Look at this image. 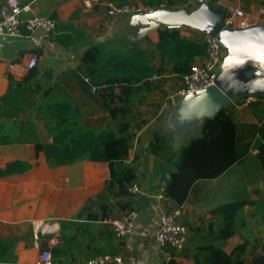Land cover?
<instances>
[{
  "label": "crops",
  "instance_id": "obj_1",
  "mask_svg": "<svg viewBox=\"0 0 264 264\" xmlns=\"http://www.w3.org/2000/svg\"><path fill=\"white\" fill-rule=\"evenodd\" d=\"M19 2L23 19L52 18L57 26L65 27L61 33L68 41L60 44L42 39L35 46L34 39L41 33L34 31L6 38L0 48V170L14 162L30 166L25 172L0 178V240L12 244L11 259L0 264H38L43 241L51 253L50 264H84L101 256L132 259L135 264H165L170 257L156 243L155 234L161 216L174 210L178 211L177 222L187 228L184 249L174 256L176 262L193 264L196 252L208 246L230 254L240 243L246 245L245 264L264 255V156L259 157L255 146L216 178L193 180L182 204L158 196L176 170L181 149L201 136L204 120L218 111L202 105L185 120L189 97L177 95L180 76L154 51L161 28L176 29L181 39L202 45L207 24L194 18L200 6L182 0L175 8L110 18L105 11L112 0L97 4L86 0ZM210 3L241 9L247 27L264 23L256 16L260 0ZM129 43L154 53L152 64L162 72L151 78L158 89L132 107L136 113L133 142L124 165L135 175L127 187L135 185L140 193L119 195L117 184L110 191L105 189L109 179L105 162L80 160L49 166L34 145L52 142L58 120L65 130L100 132L114 126L101 106V97L86 88L81 59L93 45L110 50L126 48ZM32 57L36 66L31 70L36 75L26 82L31 71L26 65ZM202 57H195L192 63ZM229 58L223 48L220 65ZM239 98H230L219 110H228L238 125L241 148L257 141L255 129L261 121L248 107L237 104ZM132 210L137 213L132 232L116 239L111 223ZM225 224L231 225L233 234L224 239L218 231Z\"/></svg>",
  "mask_w": 264,
  "mask_h": 264
},
{
  "label": "trees",
  "instance_id": "obj_2",
  "mask_svg": "<svg viewBox=\"0 0 264 264\" xmlns=\"http://www.w3.org/2000/svg\"><path fill=\"white\" fill-rule=\"evenodd\" d=\"M129 0H112L116 5L127 3ZM146 5L175 8L182 0H139ZM64 26H57L47 40L60 44L68 40L61 31ZM154 51L160 61H169L172 72L181 76L188 72L195 57L204 54L203 45L181 39L176 29H158V42ZM154 53H147L133 43L126 48L105 50L101 45L87 48L81 59L83 76L88 92L94 88L93 94L101 97L104 112L114 121V126L100 132L75 129H60L62 123L58 120L57 130L49 144H35L36 152H42L49 166L67 165L75 161L89 160L105 162L109 171L106 191L117 184L119 195L127 194V184L135 179L134 170L124 165L129 150L132 148V121L136 117L132 107L142 104L152 95L158 86L151 78L161 74L162 70L155 69L152 64ZM36 75L31 70L24 81L31 80ZM256 101L248 105L253 115L261 121L255 129L257 141L238 147L240 138L237 135L238 125L228 110H219L213 117L203 122L201 136L191 139L182 149L172 172L170 181L166 184L165 195L178 205L185 202L193 180L200 178H216L226 172L233 164L240 162L253 145L258 150L259 157L264 156V103ZM263 155V156H261ZM261 163L264 168V158ZM25 162H14L4 170H0V178L22 173L29 169ZM225 224L218 234L221 238H229L233 233ZM63 227V225H62ZM62 229V228H61ZM47 242L40 243V250L47 249ZM170 259L165 264H180L174 260L173 249L163 247ZM246 245H236L230 254H226L213 246L200 248L193 257V264H245ZM12 257V244L0 240V261ZM252 264H264V255L252 259Z\"/></svg>",
  "mask_w": 264,
  "mask_h": 264
},
{
  "label": "built area",
  "instance_id": "obj_3",
  "mask_svg": "<svg viewBox=\"0 0 264 264\" xmlns=\"http://www.w3.org/2000/svg\"><path fill=\"white\" fill-rule=\"evenodd\" d=\"M90 4H97L99 0H86ZM212 0H193L197 6L209 3ZM164 5L158 7L146 5L143 2H127L121 5L110 3L105 11L106 16L112 17H127L133 14L144 12H152L164 8ZM23 8L19 0H4L0 6V48L3 47V40L6 38H20L31 35L34 31L41 33L39 39H34L35 46H40L42 39H47L54 32L56 22L54 19L44 16H35L29 19H23L21 13ZM256 16L259 20L264 21V0H260V5L257 8ZM222 27L226 29H245L248 22L245 20L244 12L241 9L234 7L232 4H227L224 8V14L221 19ZM170 28V27H169ZM25 30V32L23 31ZM204 47V54L201 60L197 63H192L187 73L180 76V88L177 95L184 97L188 94H193L214 85L216 74L221 63L222 46L216 39L208 34L204 35L201 41ZM36 66V59L31 58L26 67L31 70ZM88 82L87 78H84ZM95 89H91L94 93ZM262 99L264 103V95H245L240 97L238 105L248 107L249 104ZM127 193L135 195L140 193V190L135 185L127 187ZM165 195V187L160 189L159 198ZM178 211L174 210L165 213L161 216L158 222V228L155 234L156 243L160 247L173 249L175 253H179L184 249L185 237L187 228L179 224L176 220ZM137 219L136 211L126 213L120 219L114 220L111 223V231L116 239H121L131 233ZM51 253L49 250L41 251L38 264H50ZM84 264H135L132 259L123 260L119 256H101L96 259L86 261Z\"/></svg>",
  "mask_w": 264,
  "mask_h": 264
},
{
  "label": "water",
  "instance_id": "obj_4",
  "mask_svg": "<svg viewBox=\"0 0 264 264\" xmlns=\"http://www.w3.org/2000/svg\"><path fill=\"white\" fill-rule=\"evenodd\" d=\"M196 13L194 18L207 24L206 33L216 37L230 58L220 65L213 86L185 96L189 97L185 120L202 105L219 111L230 98L264 95V23L245 29L223 28L224 9L210 2L202 4Z\"/></svg>",
  "mask_w": 264,
  "mask_h": 264
}]
</instances>
